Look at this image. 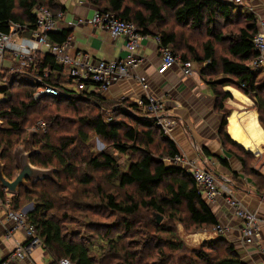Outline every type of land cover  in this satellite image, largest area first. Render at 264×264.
I'll return each mask as SVG.
<instances>
[{"label": "trees", "instance_id": "1", "mask_svg": "<svg viewBox=\"0 0 264 264\" xmlns=\"http://www.w3.org/2000/svg\"><path fill=\"white\" fill-rule=\"evenodd\" d=\"M84 1L98 11H110L131 21L140 34L158 35L160 45L170 46L182 60L206 63L198 76L214 96V111L222 112L217 137L225 151L242 165L246 158L254 160L225 132L227 111H223V102L231 96L222 90L231 85L249 96L264 130V73L257 80L264 67H249L257 55L252 43L257 24L252 14L235 11V5L225 0ZM36 5L53 14L65 10L59 0H0V32L7 33L12 24L33 29ZM167 20L191 35H204L200 52L183 38L179 42L186 51L180 49L175 32L163 28ZM69 33L51 31L47 37L51 43L61 44ZM219 42L226 44V53L220 57L215 52ZM41 56L38 70L47 68L50 72L44 83L63 94L35 99L34 87L41 84L20 78L17 84L23 88L22 94L10 92L9 99H0V161L4 176L12 179L16 171L14 148L29 147L25 124L31 114L45 119V128L33 132L32 144L38 151L30 156V163L55 169V181L44 179L20 188L10 196L7 209L17 212L33 203L25 214L26 223L41 240L42 250L50 258L48 264L60 258L72 264H250L239 255L238 245L224 236L203 240L191 248L177 236L175 223L187 231L211 230L219 223L192 176L181 166L166 164L164 159L179 155L178 149L155 120L143 114L141 106L117 102L113 114L122 118H104L100 109L109 101L101 94L68 89L70 79L63 66L48 53ZM205 76L215 79L206 80ZM12 86L13 80L0 90ZM60 103L73 111V117L64 115L68 108L61 109ZM81 104L84 107H78ZM88 106L96 112H90ZM90 134L107 143L109 149L90 154ZM114 153L128 156V160L120 163ZM201 153L207 156L205 149ZM5 195L0 187L3 200ZM141 212L150 213L146 222L138 218ZM103 213L115 219L103 221ZM151 215L165 218L166 223L157 224ZM70 223L90 233L85 236L80 229L68 228Z\"/></svg>", "mask_w": 264, "mask_h": 264}, {"label": "crops", "instance_id": "2", "mask_svg": "<svg viewBox=\"0 0 264 264\" xmlns=\"http://www.w3.org/2000/svg\"><path fill=\"white\" fill-rule=\"evenodd\" d=\"M59 3L64 6L65 10L57 18L59 28L55 31L69 30V36L74 41V50L89 55L90 60L93 61H111L125 56L123 38H112L108 32L88 22L75 24L79 17L90 18L94 13V6L84 0H59ZM151 33L154 34L153 28H151ZM152 37L149 35L140 45L137 54L142 58V63L134 73H139L149 83L151 90L156 95H160L165 111L169 112L167 114L176 122L168 137L176 145L179 154L191 159L195 165H200L202 162L201 165L203 164L204 169L210 171L220 185L228 188L246 208L264 217V142L251 150L239 143L229 132V119L232 114L235 113L237 118V114L254 112L257 125L264 135V130L257 120V111L252 108L253 102L238 90L244 99L235 96L224 86L223 91L230 93L234 99V101H227L231 105L229 107L231 112L226 120L225 132L233 142L254 156L255 163L253 165L247 163L242 165L232 154L225 151L217 137L218 112L213 109L211 91L199 80L198 76L183 78L177 66L162 70L159 66L157 45ZM64 74L67 75L65 72ZM134 77L117 81L101 95L106 100L123 96L137 104L138 99L142 97V91ZM88 90L96 92L93 86ZM236 120L238 123L239 119ZM243 130V133L251 138L246 129ZM193 145L197 147L198 153ZM202 149H205L207 156L201 153ZM218 158L225 160L226 164L222 165ZM207 204L218 223L224 226L225 239L228 242L244 246L239 241L240 224L232 215L230 208L224 205L222 197L218 196L213 201H208ZM5 210L6 207L0 208L2 223H6ZM3 228L4 226H0V261L5 259L17 245L24 242L21 236L14 237L15 231L10 238L5 239L2 235ZM22 234L24 236L23 232ZM216 236L215 234L211 235V238ZM260 236L259 248H264V227L261 229ZM237 250L241 258L250 264H264V253L257 248L249 249L252 256L251 253L241 250L238 246ZM40 251L41 253H37L34 257L31 253L30 257L25 260L10 264H37L41 256L46 257V264H48L50 258L43 250Z\"/></svg>", "mask_w": 264, "mask_h": 264}, {"label": "built area", "instance_id": "3", "mask_svg": "<svg viewBox=\"0 0 264 264\" xmlns=\"http://www.w3.org/2000/svg\"><path fill=\"white\" fill-rule=\"evenodd\" d=\"M227 1L232 5H244L243 0ZM246 7L257 24V31L252 37L253 47L257 55L249 63V67L256 70L264 67V19L255 12L257 9L249 5H246ZM32 13L35 17V27L33 29H29L26 25L12 24L9 26L7 33L0 32V67L3 59L10 57L14 63L20 66L18 73H23L24 78L28 82L41 84L37 89V93H35L36 97L46 95L58 97L63 94L58 88L44 83V79L49 75L47 73L49 70L47 68L38 70L37 65L43 53L54 56L55 62L65 67L66 74L74 88L77 91L86 93L89 91L88 87H97L98 90L103 91L117 81L133 76V71L139 68L142 63V58L139 55L136 56L135 53H138L140 45L149 35L140 34L134 23L120 18L113 12L95 9L90 18L79 17L75 22V24L88 22L105 30L112 38L121 37L124 40L125 56L123 58L111 61L97 60L94 63L89 62L87 57L82 55L80 51L71 48V36H68L66 41L61 44L49 41L47 34L59 28L57 18L61 16L62 12L53 14L45 7L36 5ZM152 38L157 45L159 66L162 70L177 66L183 78H190L195 74L192 61L182 60L179 55L173 53L170 46H161L158 35H154ZM37 49H41V54L38 57V53L35 52ZM134 76L137 78L136 80L142 91V97L137 101L138 106H141L145 116L153 118L163 133L169 136L171 128L169 129L170 132L167 131V128H169L171 123L164 124L163 104L155 98L149 83L142 76L139 74ZM9 81L7 78L0 76V88L6 86ZM193 147L198 153L197 147L195 145ZM164 161L167 164L183 167L192 176L200 193L207 202L213 201L218 196L222 197L224 205L230 208L232 215L240 224V243L244 246L255 247L264 253V248H259L261 229L264 227V217L246 208L238 197L216 181L210 171L204 168H196L193 161L186 156L179 154L172 159H164ZM10 196L8 195L5 200L0 197V208L6 207L4 211L6 223L0 221V226H4L2 235L5 239L10 238L14 231L20 230L24 233L25 239L21 245H17L9 252L5 259L0 261V264H10L15 261L25 260L30 257L34 249L40 248L42 250L41 240L35 235L33 227L26 223V213L23 209L17 212L7 209ZM214 232L217 236H224V226L221 224L216 225ZM53 264L72 263L67 258H60Z\"/></svg>", "mask_w": 264, "mask_h": 264}, {"label": "rangeland", "instance_id": "4", "mask_svg": "<svg viewBox=\"0 0 264 264\" xmlns=\"http://www.w3.org/2000/svg\"><path fill=\"white\" fill-rule=\"evenodd\" d=\"M125 1V4L127 3V4H131V0H124ZM226 2H228L227 0H225ZM229 3V2H228ZM243 4L244 5H235V11H237V12H242V13H245V14H248L249 13V10H248V8L246 7V5H249V6H251V7H253L254 9H257V11H255L259 16H261L263 19H264V0H243ZM97 10V9H96ZM169 18V17H168ZM169 19H171V18H169ZM168 19V20H169ZM167 20V21H168ZM241 21V23H242V19L240 20ZM220 24H222V23H220ZM219 26H221V25H219ZM217 27L218 29L220 28V27ZM163 28L164 29H166V30H168V29H170V30H172V31H174L175 32V34H176V40L178 41V42H176V44L180 47V49H183V48H185V46L184 45H182V43L181 42H179V41H181V39L180 38H183L184 39V41H188L187 43L189 44V45H191L192 47H194L195 48V51L196 52H200V49H201V45H202V42L205 40V36L204 35H202L201 33H199V34H195V35H191L190 34V32L188 31V30H186L185 28H180V27H177L176 25H174V23H172L171 21H168L166 24H164L163 25ZM228 28L230 29V27L228 26ZM263 29H264V27H263ZM224 31V30H223ZM228 33V32H227ZM263 35H264V31H263ZM71 45H72V47L71 48H75L74 47V41H73V39L71 38ZM225 47H226V44L224 43V42H219V43H217L216 44V46H215V52H216V55L218 56V57H220V56H223V55H225V53H226V51H225ZM179 49V50H180ZM184 51H186L185 49H183ZM31 52V51H30ZM36 53H38L37 54V57L41 54L40 52H41V49H37L36 51H35ZM136 54V56L138 55L137 53H135ZM82 55H84V56H86L87 57V59H88V61L89 62H91V63H94V62H96V61H93V60H90V57H89V55H87V54H84V53H82ZM179 55V54H178ZM193 65H194V71H195V74L193 75V76H198L199 75V72L201 71V69H203L204 70V67L206 66V63H195V62H193ZM140 67V66H139ZM1 75L0 76H3V78H7L8 80H10L9 82H11L12 80H13V86L12 87H10L9 89H7L6 91H1L0 90V99H9V97H10V92L12 93V95H13V93L14 94H16L17 96H18V94H22V90L21 89H23V88H21V86H19V84H17V82H18V80L20 79V78H22V79H24V81H27L25 78H24V75H23V73H18V71L20 70V66L17 64V63H14V61L10 58V57H7L6 59H3V62H2V64H1ZM63 68H65L64 66H63ZM30 69V68H29ZM138 69V68H137ZM136 70V69H135ZM135 70L133 71V72H135ZM65 72H66V69H65ZM132 72V71H131ZM206 72V71H205ZM47 73L49 74L50 72H48L47 71ZM67 73V72H66ZM263 71H261V72H259L258 73V76H257V80H260L261 78H262V76H263ZM13 74V75H12ZM134 75H136L137 73H133ZM139 74V73H138ZM133 75V76H134ZM14 76V77H13ZM193 76H191V77H193ZM215 76V75H214ZM214 76H210V77H207V76H205V79L206 80H211V79H215L214 78ZM131 77V76H130ZM130 77H128V78H130ZM199 77V76H198ZM128 78H125V79H128ZM135 79H137L136 77H134ZM123 80V79H122ZM199 80H200V78H199ZM144 81V80H143ZM28 82V81H27ZM145 82V81H144ZM202 82V81H201ZM30 83V82H29ZM143 83V82H142ZM203 84H205L206 85V83H204V82H202ZM113 85V84H112ZM111 85V86H112ZM68 86H70V88H68V89H72V88H74V86L71 84V82H70V85H68ZM23 87V86H22ZM206 87H207V85H206ZM230 87H233V86H231L230 85ZM39 87L37 86L36 88L34 87V98L35 99H41L43 96H40V97H36L35 96V93H37V89H38ZM89 88V87H88ZM223 88L224 87H222V90H223ZM234 88V87H233ZM25 89H28V88H25ZM109 88H107V89H105V90H103V91H100V90H98L97 89V87H95L94 88V90L96 91L95 93H97L98 92V94H102V93H104L106 90H108ZM208 89H209V87H208ZM220 89V88H219ZM210 90V89H209ZM237 90V89H236ZM240 92V91H239ZM152 93H153V95L155 96V98L159 101V102H162L163 103V101L161 100V97H160V95L159 94H155L153 91H152ZM230 94V93H229ZM243 94V93H242ZM244 95V94H243ZM46 96H49V95H46ZM211 96H212V98H213V100H214V96H213V94L211 93ZM231 96V95H230ZM246 96V95H245ZM160 97V98H159ZM249 99H250V97L249 96H247ZM17 98H19L20 99V96L19 97H17ZM137 100V99H136ZM139 100V99H138ZM228 100H232V101H234V99H233V97L231 96L230 98H227V99H225L224 100V102H223V105H224V112H226L227 111V116H226V120H227V117L229 116V114H230V112H231V109L229 108V107H231V105H229L228 103H227V101ZM251 100V99H250ZM107 101H109V104H107V105H105V103H103V105H104V107L102 108V109H100V111H102L103 113V116H104V118H106V117H111V115L113 116V117H116L117 119H120V118H122V116H120V115H117V114H113V112H114V108H115V105L117 104V102H125V101H127V102H132V100L131 99H128V98H126V97H120V98H115V99H110V100H107ZM252 101V100H251ZM62 103V102H61ZM59 104V107L62 109V108H68V110H67V112H65V114L64 115H67L66 117H68V116H72L73 117V111L69 108V107H64V105H62V104ZM64 104V103H63ZM53 106V105H52ZM113 106V107H112ZM253 106V105H252ZM78 107H84L83 106V104H81V105H79ZM91 106H88V109L90 110V112H96V110H91V108H90ZM112 107V108H111ZM162 107H163V115H165V116H163L164 118H165V122H164V124L165 123H171L170 124V126H169V128H167V131H169V129L171 128H173L175 125H176V122L174 121V119L169 115V114H167L168 112L167 111H165V108H164V106L162 105ZM253 108V107H252ZM68 111L69 112H71V113H68ZM221 115H222V112H218V118H217V127H218V124H219V121H220V118H221ZM34 117H35V115H32L31 114V116L29 117V120H28V122L25 124V127H26V132L27 133H29V131H35V130H40V129H44L45 128V119H43L41 116H38L37 118L35 117V119H34ZM34 119V121H32V120H30V119ZM45 121V122H44ZM172 125H174V126H172ZM172 126V127H171ZM170 132V131H169ZM217 132V131H216ZM28 136V135H27ZM169 136H170V134H169ZM109 146L107 145V143H104V142H102L97 136H95V135H93V134H90V141H89V152H90V154L91 153H99V152H101V151H103V150H106V149H109L108 148ZM228 147V146H227ZM233 149V148H232ZM116 156H117V158H118V161L120 162V163H124V162H126L127 160H128V156H123V155H120V154H118V153H114ZM240 154V153H239ZM202 163V162H201ZM201 163H200V165H196V168H198V169H200V168H204L203 167V164L201 165ZM246 163L248 164V165H253L254 163H255V161L253 160V159H247L246 158ZM167 164V163H166ZM97 180H99V179H97ZM55 181V180H54ZM8 195L9 194H6L5 196H7L8 197ZM10 198V197H9ZM33 203H27V204H25L24 206H23V209H26L27 207H30L29 208V211L33 208ZM3 208H5V207H3ZM28 211V212H29ZM27 212V213H28ZM71 213V212H70ZM73 214H77V215H79L80 217H82L84 214L83 213H78V212H72ZM155 216L156 215H154V216H152L151 215V217H152V219H153V221H155ZM149 217H150V213H148V212H141L140 214H139V219H141L142 218V222H146L148 219H149ZM161 217V216H160ZM101 218L102 219H106V220H103V221H112V220H114L115 218H114V216H106V213H103V216L101 215ZM161 223H166V220H165V218H163V217H161L160 218V221H159V223H157V224H161ZM68 228H72V229H80L81 231H82V233L85 235V236H87L89 233H90V231L89 230H84V229H82L81 227H79V226H77V223H70V224H68V226H67ZM175 229H176V233H177V236L184 242V244L188 247V248H191V247H193V246H198L199 244H200V242L201 241H203V240H206V239H209V238H211V235H216V233L214 232L215 231V227L213 228V229H211V230H205V229H199V230H197V231H192V230H185L184 229V227H183V225L182 224H180V223H175ZM202 232H205V234L207 235V233L208 234H211L210 236H208V237H204L203 239H199L198 241H197V243L196 242H191L189 239H187V235H192V234H196V233H202ZM18 236H21L22 238H23V240H24V236H23V234H22V232L21 231H19V230H16L15 231V234H14V237H18ZM22 240V241H23ZM238 245V248H240L241 250H243V251H245V252H249V249H251L252 250V247L251 246H240L239 244H237ZM41 249L40 248H36V249H34L33 251H32V257H34L37 253H41V251H40ZM249 253H251V251L249 252ZM253 254L251 253V256H252ZM41 259V260H40ZM39 259V261H38V263L37 264H46L47 263V259H46V257H42L41 256V258Z\"/></svg>", "mask_w": 264, "mask_h": 264}, {"label": "water", "instance_id": "5", "mask_svg": "<svg viewBox=\"0 0 264 264\" xmlns=\"http://www.w3.org/2000/svg\"><path fill=\"white\" fill-rule=\"evenodd\" d=\"M33 131L28 133L29 147L26 149L24 146H17L14 148L12 155L14 165L16 168L15 174L12 179H8L3 174V164L0 161V187L6 194L16 195L20 188H26L29 183L33 184L37 181L44 179L55 180V169L42 168L30 163V156L38 151L32 144ZM30 207L23 209L25 213L29 211ZM160 216H155V222L159 223Z\"/></svg>", "mask_w": 264, "mask_h": 264}, {"label": "bare ground", "instance_id": "6", "mask_svg": "<svg viewBox=\"0 0 264 264\" xmlns=\"http://www.w3.org/2000/svg\"><path fill=\"white\" fill-rule=\"evenodd\" d=\"M225 89L230 90L235 96L237 97L239 96L242 98L241 94L236 89L230 86H225ZM242 116H246V117H242ZM237 118L239 119L240 124L239 122L237 123V120H236ZM237 118H236V114L234 113L229 119L230 134L232 135L233 138H235L243 146L251 150H254L256 145H259V144L261 145V143L264 142V135L262 133V130L257 125L254 112H251L249 114L244 113L242 115L237 114ZM243 129H246V131L250 134V137L252 139L247 137L245 133H243L244 132ZM210 235L211 234H208V233L206 235L205 232L196 233L192 235H187V239H189L191 242L197 243L199 239H203L204 237H208Z\"/></svg>", "mask_w": 264, "mask_h": 264}]
</instances>
